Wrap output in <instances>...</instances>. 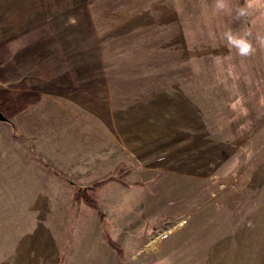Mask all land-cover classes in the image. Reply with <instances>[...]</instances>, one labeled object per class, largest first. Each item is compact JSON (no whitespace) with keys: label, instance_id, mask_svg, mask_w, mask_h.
Here are the masks:
<instances>
[{"label":"rangeland","instance_id":"1","mask_svg":"<svg viewBox=\"0 0 264 264\" xmlns=\"http://www.w3.org/2000/svg\"><path fill=\"white\" fill-rule=\"evenodd\" d=\"M225 2L64 0L15 30L41 101L0 120V264H264V0ZM98 181L104 224L73 205Z\"/></svg>","mask_w":264,"mask_h":264},{"label":"trees","instance_id":"2","mask_svg":"<svg viewBox=\"0 0 264 264\" xmlns=\"http://www.w3.org/2000/svg\"><path fill=\"white\" fill-rule=\"evenodd\" d=\"M28 31L24 32L27 33ZM54 32V30L52 31ZM21 36L13 39L0 42V113L7 121L12 120L18 114L27 110L30 106L36 105L41 101L39 92L34 90L28 80L24 77L22 70L17 62L15 54L12 49V44ZM63 54L64 50L60 47ZM62 54V55H63ZM63 55V56H64ZM65 62L67 70L72 79H75L76 72L71 62L65 55ZM56 175H59L56 172ZM63 181L68 182L66 178ZM109 180H107L108 182ZM105 182H94L92 186L87 188H76L73 193V205L87 206L97 211L101 223H105L106 215L101 209L98 201L95 199V193ZM104 238L106 243L117 251L120 260H123L122 249L112 239L111 235L103 228Z\"/></svg>","mask_w":264,"mask_h":264},{"label":"crops","instance_id":"3","mask_svg":"<svg viewBox=\"0 0 264 264\" xmlns=\"http://www.w3.org/2000/svg\"><path fill=\"white\" fill-rule=\"evenodd\" d=\"M59 2L62 4L64 3V0H0V42L17 37L18 35L15 30L18 29V27L26 30L32 27L34 28L36 24L32 23V15L55 11ZM66 3L67 5L74 4V0H66ZM64 12H67V9ZM17 13L28 14V16L27 18L20 17L22 21L18 24L16 23L18 17ZM213 249L215 250L216 248ZM220 252L224 253V250L221 251L219 247H217L215 253L218 255ZM214 257L222 260L219 261L220 264H230V261L237 264L236 260H238V258L231 253L229 255L224 254L221 256H212V258ZM252 262H254V257Z\"/></svg>","mask_w":264,"mask_h":264},{"label":"clouds","instance_id":"4","mask_svg":"<svg viewBox=\"0 0 264 264\" xmlns=\"http://www.w3.org/2000/svg\"><path fill=\"white\" fill-rule=\"evenodd\" d=\"M215 9L217 11H223L228 6L225 2V0H215ZM246 10L244 8L240 9L239 15L244 16L246 15ZM69 23L75 24L76 21L74 18H69ZM225 40L227 41L226 47L230 46L232 48H235L237 50V54L240 57H250L252 56L256 48L254 47L253 43L247 38V36H237L233 34L232 32H227L224 34ZM262 44H264V40L261 41Z\"/></svg>","mask_w":264,"mask_h":264},{"label":"water","instance_id":"5","mask_svg":"<svg viewBox=\"0 0 264 264\" xmlns=\"http://www.w3.org/2000/svg\"><path fill=\"white\" fill-rule=\"evenodd\" d=\"M0 120L7 121L6 118L0 113Z\"/></svg>","mask_w":264,"mask_h":264}]
</instances>
